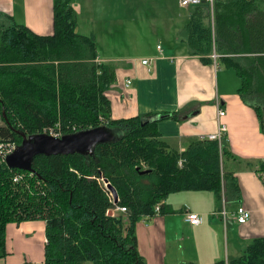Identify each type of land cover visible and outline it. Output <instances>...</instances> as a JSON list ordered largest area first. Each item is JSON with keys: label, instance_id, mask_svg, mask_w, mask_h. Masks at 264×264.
Segmentation results:
<instances>
[{"label": "trees", "instance_id": "trees-1", "mask_svg": "<svg viewBox=\"0 0 264 264\" xmlns=\"http://www.w3.org/2000/svg\"><path fill=\"white\" fill-rule=\"evenodd\" d=\"M74 2L54 0L50 34L17 22L0 27V257L7 253L9 223L44 219L47 264H147L136 223L156 216L157 203L158 214L177 212L165 203L172 193L211 191L221 208L224 199H238L237 179L223 166L234 155L227 139L222 146L200 137L184 150L171 147L160 120L147 121L154 114L112 118L107 91L116 67L100 60L94 34L77 31ZM191 6L186 27L192 54L210 64L216 53L217 62L234 70L240 96L256 110L264 133V0ZM101 125L122 135L99 144L94 155H38L33 171L9 168L4 159L24 134L61 136ZM257 166L264 173V160ZM102 178L116 188L117 202ZM121 206L127 211L108 214ZM214 264H264V236L253 238L239 257Z\"/></svg>", "mask_w": 264, "mask_h": 264}, {"label": "crops", "instance_id": "crops-1", "mask_svg": "<svg viewBox=\"0 0 264 264\" xmlns=\"http://www.w3.org/2000/svg\"><path fill=\"white\" fill-rule=\"evenodd\" d=\"M125 1L74 2L77 31L94 34L100 60L116 67V80L107 91L112 102V118L169 114L160 119L158 129L171 147L181 151L192 141L217 132L218 112L224 110L221 121L228 127L227 146L234 157H226L227 166L225 159L223 166L233 173L240 188L239 198L226 202L229 211L226 217L219 214L221 207L211 191H181L185 194L166 200L177 212L146 216L138 221V251L147 264L189 261L214 264L239 257L253 238L264 236V173L257 171V162L264 160V133L259 116L242 100L241 81L236 73L221 62L207 64L192 54L186 27L189 7L181 6L179 0H174L173 6L168 4L172 0H151L159 3L152 13L157 21L153 25L159 41L150 50L141 52L133 48L137 28L125 14L121 5ZM161 4L167 7L162 9ZM15 22L39 34L52 33L54 0H0V27ZM120 28L127 43L116 46L113 40L120 35L117 30ZM104 37L100 49L99 42ZM145 58L152 59L151 63L143 64ZM129 79L131 84H127ZM239 205L251 212L246 223H239L232 213ZM186 209L199 212L202 223L186 222ZM45 227L44 219L9 223L7 253L0 257V264H47Z\"/></svg>", "mask_w": 264, "mask_h": 264}, {"label": "water", "instance_id": "water-1", "mask_svg": "<svg viewBox=\"0 0 264 264\" xmlns=\"http://www.w3.org/2000/svg\"><path fill=\"white\" fill-rule=\"evenodd\" d=\"M206 0H203L205 2ZM192 114V113H191ZM190 114L186 117L188 118ZM169 114H156L147 121L160 120ZM145 118L142 117V120ZM122 135L119 129L109 128L106 125L83 129L61 136L50 133L24 134L23 140L16 145L11 152L5 155V161L9 168H18L25 171H33V161L38 155L75 154L94 155L99 144L116 141ZM150 170H143L147 173ZM114 199L118 201V192L114 186H110ZM110 209L108 214L112 215Z\"/></svg>", "mask_w": 264, "mask_h": 264}, {"label": "rangeland", "instance_id": "rangeland-1", "mask_svg": "<svg viewBox=\"0 0 264 264\" xmlns=\"http://www.w3.org/2000/svg\"><path fill=\"white\" fill-rule=\"evenodd\" d=\"M79 3L84 4L86 3V0H79ZM168 4L170 6H173L174 0H172L171 3ZM121 5L125 7L124 8L125 14L128 17V20L132 21L135 24V27L137 28V33L134 35L135 42L133 48H137L141 52H146L150 50L153 44H156V42L159 41L158 31L156 30V27L153 25L154 23L156 25L157 21L154 20V17L152 15L153 11L158 9L156 7L157 5H159V3L153 2L151 0H126L125 4L121 2ZM160 7H163L162 9H164L167 7V4L165 5L161 4ZM191 7L192 6H189V8ZM159 11L162 10L159 9ZM80 18H82V16L79 17V20ZM117 30L120 31V35L114 38L113 44H115L116 46H119L120 43L125 45L127 43V39L125 40L126 36L122 35L121 28ZM81 31H83V28ZM86 31L88 32L87 26H86ZM116 31L113 32L115 33ZM105 40H106L105 37L102 40H100L99 42L100 49L104 45ZM103 53H105L104 50ZM231 71L233 72V74H235L234 70L231 69ZM0 123H2L1 119H0ZM227 162L228 161L225 159V167L227 166ZM178 194H185V193L182 192L172 193L166 198V200L167 201L170 199L172 200V198L177 199L178 198L177 196H179ZM177 262L178 260H176L175 263Z\"/></svg>", "mask_w": 264, "mask_h": 264}, {"label": "built area", "instance_id": "built-area-1", "mask_svg": "<svg viewBox=\"0 0 264 264\" xmlns=\"http://www.w3.org/2000/svg\"><path fill=\"white\" fill-rule=\"evenodd\" d=\"M206 1H209L210 4L212 5L213 4V1L214 0H206ZM181 6H185V7H189L191 5H198V4H201L203 2V0H179ZM159 50H161V45H158L157 46ZM217 54L216 53H213L212 54V57L216 60L217 59ZM152 59H149V58H145V59H142V63L143 64H149L151 63ZM132 80H128L127 81V84H131ZM225 111L220 109L219 112H218V119H219V122H218V129H217V132L215 133H211L207 136H202L201 138H204V137H208L212 140H217L220 144V146L223 145V142L224 140H226V133H227V130H228V127L226 126V123L221 121V117H223L225 115ZM16 145H13L12 147H9V149L6 150L4 156L6 154H8L9 152L12 151V149L15 147ZM20 177L19 176H16L14 178L15 181H17ZM102 182H103V185L104 187L106 188V190H108L109 192V195L114 198V195H113V192L110 188V182L108 180H105L104 178H102ZM226 200L224 199L223 200V205H222V208L221 210L219 211V214H221L223 217H226L229 213L227 207H226ZM161 209V203H157L156 206H155V211L156 213L158 214L159 211ZM113 213L112 215H116L117 212L119 211H122V212H125L127 211V208L124 207V206H121V207H116V208H113ZM234 216H236L237 220L239 223H246L250 217H251V212L250 210H248L244 205H239L236 210L234 212H232ZM185 219H186V222H189L190 224L192 225H200V223H202L203 221V218L202 216L200 215L199 212H196V211H193V210H187L185 211Z\"/></svg>", "mask_w": 264, "mask_h": 264}]
</instances>
